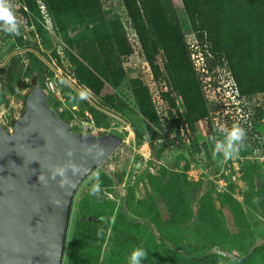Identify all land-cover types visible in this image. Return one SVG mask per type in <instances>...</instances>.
I'll return each mask as SVG.
<instances>
[{
    "label": "rangeland",
    "instance_id": "1",
    "mask_svg": "<svg viewBox=\"0 0 264 264\" xmlns=\"http://www.w3.org/2000/svg\"><path fill=\"white\" fill-rule=\"evenodd\" d=\"M99 2L105 22L121 26L132 49L122 62L126 78L114 90L124 104L121 109L114 99L105 103L91 91L88 99H79V92L87 88L72 78L64 56L65 49L71 47L55 32L51 17L44 15L42 2L37 14L29 12L22 0H11L21 34L0 31L1 126L11 129V120L19 119L31 90V76H36L42 81L48 105L68 119L74 133L112 134L123 141L93 172L101 181L99 197L89 194L93 173L76 195L63 264H69L79 213L97 209L113 210L108 226L99 225L92 231L91 247L99 251L98 264H127V256L136 248L124 242L122 235L116 239L120 234L113 228V219L119 212L130 221L145 222L155 237V243L138 241L148 252L142 264H170L167 257L175 264H189L191 259L218 252L244 258L224 257L228 261L223 264H264V93L240 96L229 71L218 67L208 72L203 57L193 54L190 60L193 71L199 72L211 133L207 121L199 119L174 128L165 106L164 81L152 78L121 1ZM171 3L186 46L196 50L199 45L188 27L181 0ZM81 32L85 34V27L66 29L70 38ZM154 58L163 72L161 51ZM131 79L148 90L158 124L143 120L128 86ZM174 104L179 112L184 111L177 95ZM233 125L244 128L247 135L238 155L225 159L216 153L214 140H222L220 130ZM135 133L141 136L140 141ZM189 248L190 253L186 252Z\"/></svg>",
    "mask_w": 264,
    "mask_h": 264
},
{
    "label": "trees",
    "instance_id": "2",
    "mask_svg": "<svg viewBox=\"0 0 264 264\" xmlns=\"http://www.w3.org/2000/svg\"><path fill=\"white\" fill-rule=\"evenodd\" d=\"M120 1L146 56L152 78L156 82L164 81L167 89L163 93L165 106L174 128L193 124L199 119L207 121L211 133L212 122L207 117L199 72L193 71L190 60L193 54L203 57L208 72L218 67L229 71L240 96L246 97L249 92L264 93V0H181L199 50L186 46L171 0ZM22 2L29 12L37 14L41 8L38 3H43L44 15L51 17L55 32L65 45L71 47L65 49L64 56L76 83L89 89L101 101L109 103L112 98L118 108H123L124 104L114 90L126 78L122 62L132 54V49L123 28L105 22L99 0ZM69 27H85V34L77 33L70 38L66 33ZM205 43L207 46L203 47ZM157 51H161L163 72L154 58ZM38 79L31 76V89L37 86L44 90ZM128 86L143 120L147 124H158L148 90L134 79L129 80ZM175 95L182 99L183 112L175 107ZM240 96L237 95L238 101ZM55 113L61 121L68 123L64 115ZM13 123L11 120V125ZM135 137L140 141L139 134L135 133ZM111 205L113 207L114 203ZM112 212V209H97L91 213L81 210L73 228L69 264H98L99 251L91 247L92 231L99 225L108 226ZM133 223L123 212L117 213L113 228L120 237L116 239L122 235V240L131 242L133 247H140L138 241L141 238L155 243L153 233L145 224ZM191 251V248L186 250ZM166 260L175 264L169 257ZM227 261L212 254L200 260L191 259L189 264H223Z\"/></svg>",
    "mask_w": 264,
    "mask_h": 264
},
{
    "label": "water",
    "instance_id": "3",
    "mask_svg": "<svg viewBox=\"0 0 264 264\" xmlns=\"http://www.w3.org/2000/svg\"><path fill=\"white\" fill-rule=\"evenodd\" d=\"M122 143L112 134L74 133L34 86L11 131L0 126V264H63L76 195ZM59 166L66 168L63 187L61 176L51 178Z\"/></svg>",
    "mask_w": 264,
    "mask_h": 264
},
{
    "label": "clouds",
    "instance_id": "4",
    "mask_svg": "<svg viewBox=\"0 0 264 264\" xmlns=\"http://www.w3.org/2000/svg\"><path fill=\"white\" fill-rule=\"evenodd\" d=\"M0 31L12 36H19L20 32V21L14 14L13 5L11 0H0ZM90 95V90H82L79 92V99H88ZM1 126V125H0ZM12 129V128H11ZM11 129H8L11 131ZM223 139L215 143V149L217 154H222L225 159L233 158L238 155V150L244 146V141L246 139V130L239 125H233L231 128H223L220 130ZM71 155V152L68 153ZM100 155H103V149H100ZM67 168H70L74 175L80 173L78 166L74 164H69ZM66 168L59 166L53 170L52 179H55L57 175L62 177L60 186H64ZM39 179H43L40 177ZM92 180L94 181L89 189V194L92 196L99 197L101 194V181L98 174L93 173ZM147 251L143 247L134 248L130 254L127 256V264H142L147 258Z\"/></svg>",
    "mask_w": 264,
    "mask_h": 264
}]
</instances>
